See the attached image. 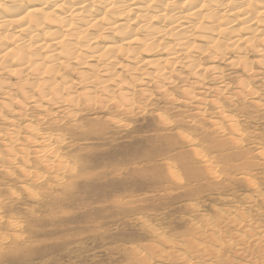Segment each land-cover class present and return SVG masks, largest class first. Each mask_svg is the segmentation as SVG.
Here are the masks:
<instances>
[{"label":"rangeland","instance_id":"obj_1","mask_svg":"<svg viewBox=\"0 0 264 264\" xmlns=\"http://www.w3.org/2000/svg\"><path fill=\"white\" fill-rule=\"evenodd\" d=\"M227 56L220 94L183 72L167 97L146 86L130 114L0 106V264H264V66ZM44 135L49 168L28 142Z\"/></svg>","mask_w":264,"mask_h":264},{"label":"bare ground","instance_id":"obj_2","mask_svg":"<svg viewBox=\"0 0 264 264\" xmlns=\"http://www.w3.org/2000/svg\"><path fill=\"white\" fill-rule=\"evenodd\" d=\"M248 54L264 66V0H0V106L18 116L27 102L68 113L81 100L130 114L146 86L167 97L183 76L204 87L198 94L210 91V76L220 94L227 83L215 62L230 55L229 65L248 72ZM204 58L213 63L202 66ZM28 142L44 167L57 160L48 136Z\"/></svg>","mask_w":264,"mask_h":264}]
</instances>
